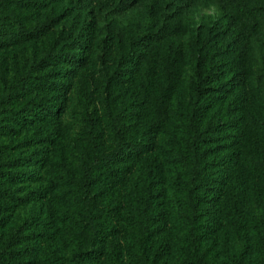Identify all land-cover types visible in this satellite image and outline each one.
I'll return each instance as SVG.
<instances>
[{
	"label": "trees",
	"instance_id": "trees-1",
	"mask_svg": "<svg viewBox=\"0 0 264 264\" xmlns=\"http://www.w3.org/2000/svg\"><path fill=\"white\" fill-rule=\"evenodd\" d=\"M38 1L0 0V50L38 40L54 28V21H39L28 13ZM107 1L127 6L129 0ZM218 1L229 13L227 28L215 35L202 29L192 44L199 52L196 81L187 109L179 114L174 110V98L183 85L185 50L168 40L179 33L187 1L176 0V10L165 24L134 43L126 41L122 29L115 30L117 44L127 56L106 83L104 128L108 140L97 129L88 132L82 138L80 163L75 168L63 164L53 132L57 134L60 128L58 70L75 60L81 49L79 38L58 50L53 48L38 65L6 83L0 101V137L14 128L39 130V142L46 148L39 166L48 172L42 173L47 179L42 193L51 200V218L44 227L39 259L31 262L30 249L25 253L17 240L0 243V264H52V258L53 264H79L77 257L84 255L98 263L102 259L100 239L115 238L120 228L144 241L166 236L170 211L163 167L152 165L147 172L140 169L127 196L121 189L158 148V139L166 132L177 147L165 159L179 171L173 187L180 193L176 209L183 264H220L210 254L207 240L225 232L245 236L249 221L257 229L256 244L247 243L232 264H264V230L249 214L253 198L264 200V121L247 114L257 94L251 42L263 33L264 7L253 6V0ZM218 55L225 62L220 67L215 64ZM48 68L55 77L44 72ZM232 92L240 99L241 109L230 111L229 123L214 127L209 115ZM214 157L223 162L213 163ZM20 166L17 159H6L0 152V186L21 184ZM15 193L0 189V195L15 207L38 195L18 198ZM62 210L66 221L59 218ZM66 230L71 231L69 240L80 252L73 262L62 263L63 257L57 253L65 246Z\"/></svg>",
	"mask_w": 264,
	"mask_h": 264
},
{
	"label": "rangeland",
	"instance_id": "rangeland-1",
	"mask_svg": "<svg viewBox=\"0 0 264 264\" xmlns=\"http://www.w3.org/2000/svg\"><path fill=\"white\" fill-rule=\"evenodd\" d=\"M186 1L188 8L179 20V33L171 35L168 40L169 44L182 46L186 57L183 85L174 98L176 114L187 109L190 90L196 81L199 52L192 44L197 42L202 29L213 35L217 31L224 32L229 20V13L218 0ZM176 3V0H129L127 6H117L107 0L100 3L98 0H39L28 13L39 21H54L55 26L38 40L0 50V101L6 83L38 65L53 48L58 50L62 45H70L78 37L79 42H82L81 49L75 53L76 58L71 64L60 67L55 81L60 96L56 105L60 128L57 134L53 132L63 164L70 169L77 167L84 145L82 138L88 132L97 129L100 133L104 132L105 140H108L104 128L108 114L106 83L127 56L117 44L115 30L122 29L126 33V41L134 43L156 33L176 10ZM252 5L264 7V0H253ZM20 16L16 12V18ZM219 46L225 47L223 43H219ZM223 63V58L218 55L215 58L216 66L220 67ZM251 66L257 94L247 114L264 121V30L259 38L251 42ZM44 72L51 78L55 77L51 68ZM230 86L231 83H228ZM232 94L228 101L218 105L209 115L214 127L229 123L230 111L241 109L240 99ZM39 133L35 127L14 128L11 133L0 137L2 156L18 160L21 165L18 173H21L22 179L19 185L2 184L0 189L12 190L18 198L26 195L35 197L38 194L30 203L16 207L6 196L0 195V243L7 245L18 240L25 253L30 249L27 255L31 262L42 256L43 231L51 218V200L49 196L43 198L42 193L47 184L42 173L48 172L39 166L42 151L46 149L43 147L45 144L39 142ZM158 143V148L140 163L139 170L121 189L122 194L127 196L134 187L140 169L147 172L152 165L160 164L167 176L165 187L170 211L169 233L158 240L144 241L125 228H120L121 232L115 238L100 239L101 251L98 254L102 259L98 263L91 262L84 255L77 257L79 264H183L180 253L181 224L176 209L180 193L173 187L179 171L165 159L177 147L168 132L159 137ZM212 162L220 164L223 158L214 157ZM63 212L60 211L59 218L64 219L66 214ZM249 214L258 219L264 230V200L253 198ZM246 228L245 236L225 232L207 240L206 246L218 263L232 264V260L239 256L247 243L251 247L255 246L257 229L254 223L249 221ZM66 231L63 236L67 237L65 246L57 253L62 255V263L67 260L73 262L75 255L78 256L76 252H80L78 246L69 240L71 231ZM54 260L52 258V264Z\"/></svg>",
	"mask_w": 264,
	"mask_h": 264
}]
</instances>
